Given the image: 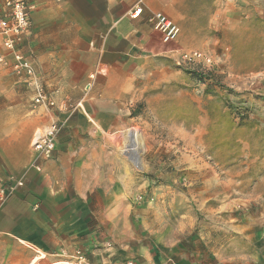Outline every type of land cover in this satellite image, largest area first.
I'll return each mask as SVG.
<instances>
[{
    "label": "crops",
    "instance_id": "obj_1",
    "mask_svg": "<svg viewBox=\"0 0 264 264\" xmlns=\"http://www.w3.org/2000/svg\"><path fill=\"white\" fill-rule=\"evenodd\" d=\"M30 4L31 29L22 51L31 57L38 81L55 107L35 105L29 80L0 66V110L21 111L23 117L16 124L24 123L31 132L27 143L20 144L24 149L0 151V241L5 254L12 238L52 255L80 248L89 264H106L114 260L110 255L131 250L137 211L124 192L131 179L125 175L127 168L119 152L104 147L102 137L136 120L132 113L138 79L144 80L143 92L146 82L149 86L169 81L167 67L150 70L146 64L173 57L170 53L180 43L164 44L149 16L166 15L180 28L181 38L188 24L198 32L238 24L248 30L252 23L264 29V0H30ZM138 8L142 14L133 19ZM4 53L0 44V55ZM53 123L62 124L63 130L52 159L41 160L37 171L29 167L33 138ZM18 141L16 133L10 142ZM225 200L228 248L232 250L237 238L241 253L226 251L224 264H264V193L255 199ZM238 203L241 213L235 211Z\"/></svg>",
    "mask_w": 264,
    "mask_h": 264
},
{
    "label": "rangeland",
    "instance_id": "obj_2",
    "mask_svg": "<svg viewBox=\"0 0 264 264\" xmlns=\"http://www.w3.org/2000/svg\"><path fill=\"white\" fill-rule=\"evenodd\" d=\"M178 41L173 57L146 64L167 67L169 81L146 82L143 92L138 79L136 120L102 137L127 168L130 186L122 191L137 211L131 250L110 255L114 260L106 264H224L226 251L241 253L237 238L228 248L225 199L264 193V29L252 23L248 30L238 24L198 32L188 24ZM190 52L206 61H185ZM22 117L21 111L0 110V151L25 148L20 144L31 132L16 124ZM16 133L17 147L10 142ZM242 208L236 204V213ZM4 246L0 241V264H89L80 248L52 255L12 238L8 254Z\"/></svg>",
    "mask_w": 264,
    "mask_h": 264
},
{
    "label": "built area",
    "instance_id": "obj_3",
    "mask_svg": "<svg viewBox=\"0 0 264 264\" xmlns=\"http://www.w3.org/2000/svg\"><path fill=\"white\" fill-rule=\"evenodd\" d=\"M31 10L30 0H3L0 7V44L5 53L0 55V66L11 70L18 77H25L29 80L34 91L35 105L53 108L55 103L46 95L40 85L31 57L22 51L24 38L31 29ZM142 11V8L136 9L132 18L137 19ZM148 22L161 33L164 44L170 45L178 42L180 28L166 15L163 13L151 14ZM182 58L190 63L206 61L204 55L199 52L185 53ZM60 133L61 126L58 123H53L36 136L30 168L41 171L40 161L52 159ZM78 255L80 263H85L86 259L82 252H78Z\"/></svg>",
    "mask_w": 264,
    "mask_h": 264
},
{
    "label": "bare ground",
    "instance_id": "obj_4",
    "mask_svg": "<svg viewBox=\"0 0 264 264\" xmlns=\"http://www.w3.org/2000/svg\"><path fill=\"white\" fill-rule=\"evenodd\" d=\"M133 139H135V141L137 140V139H136V135H135V136H133Z\"/></svg>",
    "mask_w": 264,
    "mask_h": 264
}]
</instances>
